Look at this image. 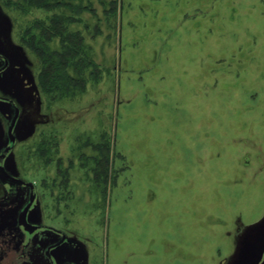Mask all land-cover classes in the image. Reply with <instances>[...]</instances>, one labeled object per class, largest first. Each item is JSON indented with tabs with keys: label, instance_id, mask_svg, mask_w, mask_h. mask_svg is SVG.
Segmentation results:
<instances>
[{
	"label": "rangeland",
	"instance_id": "1",
	"mask_svg": "<svg viewBox=\"0 0 264 264\" xmlns=\"http://www.w3.org/2000/svg\"><path fill=\"white\" fill-rule=\"evenodd\" d=\"M0 51L23 108L6 166L58 252L264 264V0H0Z\"/></svg>",
	"mask_w": 264,
	"mask_h": 264
},
{
	"label": "flooded vegetation",
	"instance_id": "2",
	"mask_svg": "<svg viewBox=\"0 0 264 264\" xmlns=\"http://www.w3.org/2000/svg\"><path fill=\"white\" fill-rule=\"evenodd\" d=\"M10 66V56L0 51V74ZM0 101L8 105L7 124L0 143V185L4 188L0 201L10 198V205L6 209L15 206L12 225L0 229V258L9 259V256H13L11 264H81L78 257L58 252L57 249L68 242L64 231L54 229L32 217L37 198L34 183L11 172L6 166V160L17 141L16 129L23 108L13 95L6 92L0 91ZM12 191L17 194L11 195ZM40 235L45 237L39 239Z\"/></svg>",
	"mask_w": 264,
	"mask_h": 264
},
{
	"label": "trees",
	"instance_id": "3",
	"mask_svg": "<svg viewBox=\"0 0 264 264\" xmlns=\"http://www.w3.org/2000/svg\"><path fill=\"white\" fill-rule=\"evenodd\" d=\"M54 20V22H56V20L55 19H53ZM58 62H57V64H56V70H54V72H55V74H57L58 75V73H59V71H60V68H59V66H58Z\"/></svg>",
	"mask_w": 264,
	"mask_h": 264
}]
</instances>
